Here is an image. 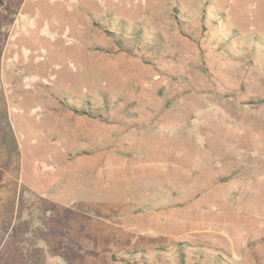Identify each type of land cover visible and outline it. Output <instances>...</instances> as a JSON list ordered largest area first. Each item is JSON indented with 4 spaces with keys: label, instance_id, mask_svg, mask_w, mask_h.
Listing matches in <instances>:
<instances>
[{
    "label": "rangeland",
    "instance_id": "374dc122",
    "mask_svg": "<svg viewBox=\"0 0 264 264\" xmlns=\"http://www.w3.org/2000/svg\"><path fill=\"white\" fill-rule=\"evenodd\" d=\"M0 264H264V0H0Z\"/></svg>",
    "mask_w": 264,
    "mask_h": 264
}]
</instances>
